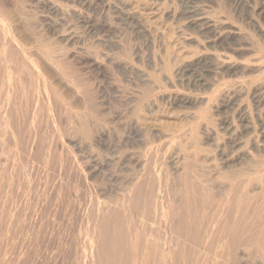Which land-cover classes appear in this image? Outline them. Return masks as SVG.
Segmentation results:
<instances>
[{
	"label": "bare ground",
	"instance_id": "bare-ground-1",
	"mask_svg": "<svg viewBox=\"0 0 264 264\" xmlns=\"http://www.w3.org/2000/svg\"><path fill=\"white\" fill-rule=\"evenodd\" d=\"M82 2L91 6L94 1L0 0V264H264L261 114L244 107L247 111L236 113L238 120L217 129L213 113L221 102L218 83L219 88L202 96L201 88L192 94L167 92V102L179 109L176 118L188 120L178 132L144 131L146 107L139 92L129 101L134 112L124 120L125 133L109 129L111 92L102 79L114 61L106 51L110 40L105 45L99 38L100 46L87 47L84 39L99 30L108 33L110 20L101 22L96 14L84 12ZM251 39L254 47H263L264 40ZM189 42L198 44L195 37ZM198 49L189 54L193 67L206 61ZM261 57L248 55L240 66L221 69L254 76L264 70ZM261 74L242 82L248 93ZM156 103L147 106L153 111ZM197 105L203 113L190 110ZM155 140L180 152L189 144L195 156L210 155L221 170L205 171V165L185 155L181 169L172 172L160 145L153 150L159 156L153 160L149 154L153 161H142L143 149L138 148ZM240 146L250 154L247 162L253 169L239 170ZM40 163L46 168L52 164L55 171L59 167V179L49 183L50 173L41 174ZM106 163L115 165L108 168ZM118 163L131 166L133 173L126 174L130 181L114 178ZM89 179L96 181H88L95 201L85 210L77 193ZM19 192L32 195L29 203L19 200Z\"/></svg>",
	"mask_w": 264,
	"mask_h": 264
},
{
	"label": "rangeland",
	"instance_id": "rangeland-1",
	"mask_svg": "<svg viewBox=\"0 0 264 264\" xmlns=\"http://www.w3.org/2000/svg\"><path fill=\"white\" fill-rule=\"evenodd\" d=\"M93 1H94L92 3L93 6L92 5L88 6L86 2L85 4L84 2H82L83 3L81 5L82 10L84 11L85 9L84 12L86 13L90 12V14L92 15L96 14L98 17H96V15H94L93 17H95L96 19H99L101 22L105 21V19H108L106 21L108 22L110 20L109 23H111V24L108 23V28L111 29V30L108 29V33L106 32L107 30L101 31V32L99 30L96 33L99 37L95 35L94 38L91 37V39H86V40L84 39V42L86 41L85 43L87 47L90 45H92V47L93 46L95 47L100 41L101 42L103 41V43L100 42V44L106 43L105 45H107L110 42V44L106 46L107 47L106 51H110L108 53L113 58L112 60H114L111 64L112 65L111 70H110L111 72L109 71V74L106 75L105 79H102L101 77L97 78V80L102 79V82L103 81L105 82V83L103 82V85L105 84L104 88H106L107 85L108 87L110 86L109 91L111 93L110 92L109 93L111 96L108 98L112 102V109H111L112 115L110 114V117H108V119L106 120V122L109 121V119L111 121V122L110 121L107 122L109 129L117 128L114 130H117L118 133L120 132L125 133L123 132V128H125V122H126V121L124 122V120H128L130 118V115L132 116V111L134 109L132 103L129 101L133 100V97L135 96V94L139 92L141 95V96L139 95V97L142 99L143 103H145L144 106L146 107L145 116H144L145 117L144 124L147 127L144 125V131L151 132V130L152 131L163 130V131L171 132V133L178 132V130L184 129L188 126L187 125L188 120H185L186 118L185 119L178 118V117L176 118L175 112L177 111L178 108H174V106L171 105L169 101L167 102V98L165 97L168 95V93L172 92L171 90H173V92L177 90L180 93L182 92V94L184 93L192 94V93H196L197 90L201 88L202 90L201 92L203 93L202 94L199 93V95L202 96L203 94H205V92L206 93L213 92L215 90V87L219 88L217 87L218 83L221 89H219L220 93L219 92L217 93L222 97L219 96L221 102L218 104V108H217L218 111H216L217 109L214 110L215 113L217 112L218 113L217 114L213 113L214 116L212 115L214 118L213 122L215 123L216 121L215 127L218 126L217 129H220V130L225 129L226 126L224 125H227L228 123H232L233 120H238L237 119L238 117L236 114L237 111L239 109H245V108H248L251 111H254L253 113L256 114L255 116L259 117V115L261 114V118H262L261 121H263L262 123H264V102H263L264 101V94H263L264 93V82H263L264 80L263 79L264 78L263 69L264 68L262 69L263 71H261L262 74L261 72L259 73L257 72V74L256 73L254 74L255 77L256 76L258 77L260 76L259 74H261L262 78H259V80H256V82L253 81L252 85H255V86H252V88L253 87L254 88L253 89L251 88L250 90V92L252 91L251 92L252 94L250 92L248 93L247 88L243 87V85L241 84L243 81L246 82L248 79L250 80L253 79L254 77L253 74L246 75L247 77L246 76L242 77L241 75L239 76V73L237 72H234L236 74L228 73V72L222 71L221 69L222 65H227V64H230L232 67L240 66V64L242 63L241 61L242 57L248 58V55L250 57L263 56L262 54L264 52L263 51L264 44H263V47L261 45L262 48L257 49L256 46L255 47L253 46L254 41L251 39V37L255 36V38L258 41L264 40V0H96V1L93 0ZM104 14L105 15L107 14V15L105 16ZM102 15L105 18L100 17ZM107 16L108 18H106ZM106 33L108 36H106ZM100 34L101 36L105 34V36L103 35L101 37ZM105 37L107 38L104 39ZM192 37H195L197 39L198 41L197 45L195 43L189 42ZM241 37H244L245 39L242 40ZM99 38H100V41H99ZM101 38L103 40H101ZM92 39H94L93 40L94 42L90 44L89 41L91 40L92 42ZM100 44L98 45L100 46ZM197 47H199L200 52H203L204 55L206 56V61L205 63L199 62L198 64H196L197 66L195 65L196 67L195 66L193 67L189 64L190 63L189 54L191 53L192 49L197 50L198 49ZM261 49L263 52L260 51ZM241 52H243L242 56H240ZM177 57L179 58L177 60H180V61H177L178 63L174 62L175 61L174 59ZM263 59H261V61L264 63ZM119 62L121 64L117 65ZM165 65L166 67H164ZM168 65L170 68L168 67ZM118 66H120L122 69ZM259 81L261 84L259 83ZM229 83H231L230 84L231 86L229 85ZM238 84L243 87L242 89L244 88L245 89L241 90V87ZM248 94L249 95L251 94V95L248 96ZM262 94H263V98L260 97L262 96ZM155 101H157L156 103L157 106L155 105L156 108L155 107L152 108L154 111L153 112L152 110H150L148 106L149 104L151 106ZM249 101L251 103H249ZM197 106H198L197 107L198 110H196L197 109L196 107L190 110L194 112L197 111L198 114L203 113L202 111L204 109H202L203 108L202 105H197ZM154 109L157 111L155 112ZM245 110L247 111V109ZM150 111H151V114H150ZM204 127H206V124L204 125ZM119 128H120V131H118ZM239 128L241 129V127ZM159 142L160 141L155 140L154 142L151 143V145L141 144V146L144 148H141L140 146L138 150L143 149L140 151L141 154L143 153L142 161H144L143 159L145 158L146 161L148 159L147 162H149V159L151 162L154 160L155 157L159 156L160 153L164 154L166 152L167 156L169 155L168 161L171 160L170 170H172V172L174 171L177 172L178 169L179 170L181 169L183 165V162H182L183 156L185 155L186 156L188 155L187 157L189 159L198 160L202 165H205L203 166L204 170L207 169L205 171H208V172L212 171L210 173L215 174L216 172L218 173L221 170L218 167L217 163L216 164L212 163L213 161L210 155L207 156V158L206 156L204 157L202 155L195 156L194 151L192 150L189 144H186L185 145L186 148H184V151L180 152L177 150H173L172 148H171L172 150H169L165 148L166 147L164 146L165 142H160V144ZM161 143H163V145ZM158 145H160L159 148H163V149L161 150L159 154L158 153L155 154L153 150H155V147H157ZM242 145L243 144H241V146ZM148 146H151L150 149ZM241 146L240 148H242ZM145 148L149 151H147ZM240 148H238V151L240 150L239 152L241 154V159H240L241 164H239L240 167L238 166L239 170H242L243 172V168H244V171H247L245 169H248V168L253 169L252 165L249 162H247L251 158L250 154L246 152L247 150L245 147H243L242 150ZM135 149L136 148H134V150ZM186 149L188 150V152ZM129 150L132 151L133 149L130 148ZM242 151L245 154L242 153ZM255 152L257 151L252 150V153L256 155L257 158H259V156H257V153ZM149 154H151V156ZM258 154L259 155L262 154L261 156L262 158H264V152H260ZM145 156L147 157L150 156L152 157L153 160L150 157L147 158ZM204 158H206V160ZM175 161L177 162L174 163ZM177 163L180 166H177ZM146 164L150 165V163H146ZM146 164L144 165L141 163L142 166L148 167ZM40 165L42 164L40 163ZM107 165L109 168V166L115 165V164L106 163V166ZM43 166L44 165L40 166L41 168H39L40 173L41 174L42 173L44 174V172L45 174L50 173L51 176L48 175L49 183L51 181V184H52L53 182L59 179L58 176H55L56 173L60 172L59 167H57L55 171V169L52 167L53 166L52 164L50 165L51 167L48 165L47 168L45 166L44 168ZM129 166L130 165L128 163H118L116 170H115L116 175H114V178L117 177L116 179L120 182L121 180L122 182H128V179L130 178V176H126V174L129 175L130 172L133 173L132 170H129V168H131V166L130 167ZM150 166H152V164ZM139 167L141 166H138L136 169H138ZM49 168L52 169L53 173H55L54 175L52 172H50ZM41 169H43L42 170L43 172H41ZM45 169L47 170L49 169L48 170L49 172H47V170L45 171ZM173 169L175 170L173 171ZM52 176H54L55 178ZM90 179L87 180L86 184H88L89 182L91 184L92 182L93 183L96 182ZM90 183L88 185H86L85 183H81V185H79L78 187V193H77L78 197L77 198H79V196H81L82 194L81 196L82 199L80 198L78 200H82L80 201V204L82 203L81 205L83 206V207L81 206V208H84L85 210L87 207H89L93 203V201H95V198L90 194V191H89L91 189ZM86 188L88 189L87 191H86ZM19 193L17 194L18 195L17 197H19V200L20 198H22V200L24 201L28 199L26 200L27 201L26 204L29 203L28 201L32 199V198L30 199V196L32 197L31 194H28V196H26L27 193L26 194L24 193L25 194L24 195L25 197H24L21 192ZM120 195L121 193L119 192L118 196L120 197ZM14 196H16V193ZM17 197H13V198H17ZM88 198L89 199L93 198V199L89 200ZM102 198L103 197H101L100 199ZM19 200H17L18 203H19ZM84 200L85 201L88 200V203L85 202ZM24 201H22V205ZM83 201L85 202V205H83L84 204ZM89 201L90 202L92 201V202L89 203ZM29 212H30V209L27 208V211H25V213H27L26 216L28 217H29ZM28 217L27 219L25 218L24 221L26 220L28 221ZM154 225H156V223Z\"/></svg>",
	"mask_w": 264,
	"mask_h": 264
}]
</instances>
